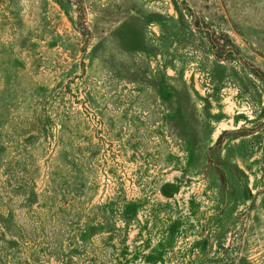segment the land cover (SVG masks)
Instances as JSON below:
<instances>
[{"label":"rangeland","instance_id":"rangeland-1","mask_svg":"<svg viewBox=\"0 0 264 264\" xmlns=\"http://www.w3.org/2000/svg\"><path fill=\"white\" fill-rule=\"evenodd\" d=\"M0 264H264V0H0Z\"/></svg>","mask_w":264,"mask_h":264}]
</instances>
